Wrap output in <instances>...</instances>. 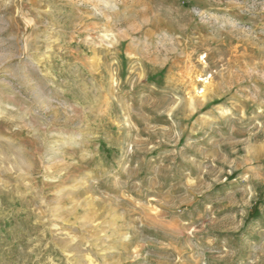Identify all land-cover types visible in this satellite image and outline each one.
<instances>
[{"label":"rangeland","instance_id":"obj_1","mask_svg":"<svg viewBox=\"0 0 264 264\" xmlns=\"http://www.w3.org/2000/svg\"><path fill=\"white\" fill-rule=\"evenodd\" d=\"M0 264H264V0H0Z\"/></svg>","mask_w":264,"mask_h":264}]
</instances>
